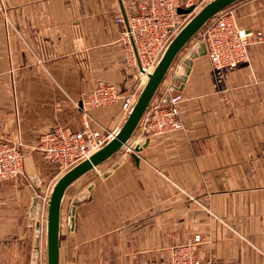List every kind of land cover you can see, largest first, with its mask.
Listing matches in <instances>:
<instances>
[{"label":"crops","instance_id":"0c3cea01","mask_svg":"<svg viewBox=\"0 0 264 264\" xmlns=\"http://www.w3.org/2000/svg\"><path fill=\"white\" fill-rule=\"evenodd\" d=\"M141 1L0 0V137L22 141L26 154L25 175L0 184V264H46L47 225L43 245L36 217L61 175L34 149L41 134L89 120L117 134L121 104L87 112L83 92L99 81L142 91L116 22ZM210 1L182 0L194 10L179 13L188 22ZM220 17L264 38V0H242L179 53L151 105L181 94L184 128L143 138L139 126L68 189L60 264H172L170 247L197 234L204 258L264 264V39L245 62L216 70L202 34Z\"/></svg>","mask_w":264,"mask_h":264},{"label":"built area","instance_id":"2783aa9c","mask_svg":"<svg viewBox=\"0 0 264 264\" xmlns=\"http://www.w3.org/2000/svg\"><path fill=\"white\" fill-rule=\"evenodd\" d=\"M184 5L182 0H142L138 14L116 19L118 24L125 26L120 42L127 66L137 70L140 88L147 82L169 43L185 26L187 18L179 13ZM256 39L262 41L264 38L261 33L255 35L224 17L214 20L202 34V40L207 45L208 55L216 70L231 69L245 62L248 47ZM138 93L124 94L116 85L99 81L95 88L83 92L81 102L87 112L98 107L121 104L128 115L139 96ZM183 101V96L175 93L166 100L150 105L139 125L141 136H162L183 129L179 109V104ZM114 136L113 132L107 130L92 129L89 120L78 131L55 126L41 134L34 149L41 152L46 161L55 164L60 174H64L88 159ZM24 149L22 141L14 142L0 137V184L25 175ZM133 149L130 146L128 151L132 152ZM44 201L48 203L47 197ZM201 243L202 237L197 235L191 243L177 248V263L219 264L213 258L203 260L199 256Z\"/></svg>","mask_w":264,"mask_h":264},{"label":"water","instance_id":"95a60500","mask_svg":"<svg viewBox=\"0 0 264 264\" xmlns=\"http://www.w3.org/2000/svg\"><path fill=\"white\" fill-rule=\"evenodd\" d=\"M240 1L242 0H211L203 6L169 43L117 134L88 159L65 172L55 182L48 196L47 203L46 264H60L61 209L68 189L83 176L120 152L128 144L179 53L217 14ZM193 10L194 7L192 6L180 9L179 12L187 14ZM139 150L140 148L136 149L135 152H139ZM132 155L136 156L135 153Z\"/></svg>","mask_w":264,"mask_h":264},{"label":"rangeland","instance_id":"374dc122","mask_svg":"<svg viewBox=\"0 0 264 264\" xmlns=\"http://www.w3.org/2000/svg\"><path fill=\"white\" fill-rule=\"evenodd\" d=\"M184 128V127H183ZM182 130V129H181ZM174 133V132H173ZM169 134H172V133H169ZM165 135H168V134H165ZM152 137H155V136H152ZM128 145V144H127ZM126 145V146H127ZM129 148V147H128ZM129 153H131L130 151H129ZM132 153H137V152H135L134 151V149H133V151H132ZM60 175H63V174H60ZM47 199H48V197H47ZM44 203H45V206H43V207H41V209L39 210V212H38V216L36 217V220H37V222L39 223V226H40V228H38V230H40V236L41 235H43V245H45V242H44V240H45V234H46V213H47V201H44ZM44 208V209H43ZM197 235H199L200 237H202L201 236V234H197ZM197 235H195L194 236V238L197 236ZM40 239V238H39ZM194 240V239H193ZM188 243H191V242H187V243H184V244H177V245H173V246H171L170 247V250H169V253H170V256H171V262H172V264H178L177 263V261H176V257H175V251H176V249L177 248H180V247H182V246H184V245H186V244H188ZM202 243H203V238H202ZM201 243V244H202ZM199 256L200 257H202L203 258V260H208V259H210V258H213V259H215L219 264H221L215 257H207V258H204V255H201V253H200V246H199ZM12 264H14V263H12Z\"/></svg>","mask_w":264,"mask_h":264}]
</instances>
